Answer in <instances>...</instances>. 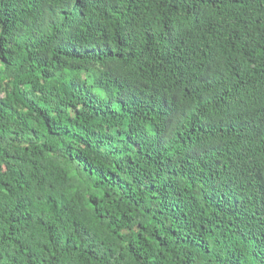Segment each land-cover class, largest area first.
Instances as JSON below:
<instances>
[{"label": "trees", "instance_id": "16d2710c", "mask_svg": "<svg viewBox=\"0 0 264 264\" xmlns=\"http://www.w3.org/2000/svg\"><path fill=\"white\" fill-rule=\"evenodd\" d=\"M0 264H264V0H0Z\"/></svg>", "mask_w": 264, "mask_h": 264}]
</instances>
